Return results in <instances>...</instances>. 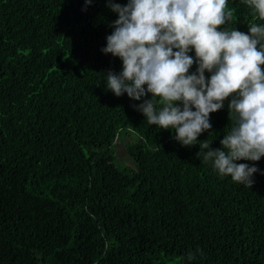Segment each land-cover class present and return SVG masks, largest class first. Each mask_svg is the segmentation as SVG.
<instances>
[{"label": "trees", "instance_id": "trees-1", "mask_svg": "<svg viewBox=\"0 0 264 264\" xmlns=\"http://www.w3.org/2000/svg\"><path fill=\"white\" fill-rule=\"evenodd\" d=\"M111 3L128 0H0V264H264V157L236 161L257 167L250 188L197 155L222 148L230 98L192 146L149 125L151 94L106 88ZM228 5L236 30L264 23Z\"/></svg>", "mask_w": 264, "mask_h": 264}, {"label": "clouds", "instance_id": "clouds-1", "mask_svg": "<svg viewBox=\"0 0 264 264\" xmlns=\"http://www.w3.org/2000/svg\"><path fill=\"white\" fill-rule=\"evenodd\" d=\"M242 2L264 21V0ZM110 8L118 19L102 52L119 57L122 71L106 74V88L137 101L151 94L136 107L149 125L174 130L184 146L197 144L212 128L210 114L230 98L234 124L222 148L206 139L197 155L206 150L204 161L221 176L251 188L257 167L236 161L264 157V23H252L248 33L231 27L235 9L228 0H128Z\"/></svg>", "mask_w": 264, "mask_h": 264}, {"label": "rangeland", "instance_id": "rangeland-1", "mask_svg": "<svg viewBox=\"0 0 264 264\" xmlns=\"http://www.w3.org/2000/svg\"><path fill=\"white\" fill-rule=\"evenodd\" d=\"M129 142H132V140L130 138L128 139L127 144L119 142L117 144V152H118V156H119L120 160L123 163L128 164V166H131L132 165L131 158L128 157V155H127V145Z\"/></svg>", "mask_w": 264, "mask_h": 264}]
</instances>
